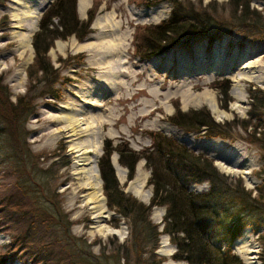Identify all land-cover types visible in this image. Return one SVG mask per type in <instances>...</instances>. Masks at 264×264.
Returning a JSON list of instances; mask_svg holds the SVG:
<instances>
[{"label":"rangeland","instance_id":"rangeland-1","mask_svg":"<svg viewBox=\"0 0 264 264\" xmlns=\"http://www.w3.org/2000/svg\"><path fill=\"white\" fill-rule=\"evenodd\" d=\"M54 1L0 0V264H32L31 254L41 259L50 250L58 264H82L71 254L80 248L88 256L83 243L98 264L97 258L103 257L112 264L117 259L120 264L126 259L128 264L137 263L128 251L129 222L107 208L102 192L97 163L106 141L141 153L151 150L155 134L166 136L205 155L224 177L227 189H237L246 198L249 193L255 206L264 207V154L248 142L250 130L240 126L242 120L264 125V110L250 114L249 96L250 91L264 93V35L230 29L212 43L181 44L144 60L136 55V41L147 28L169 17L170 4L88 0L80 11L76 0L79 20L85 21L89 12L94 17L90 32L81 41L74 36L56 40L48 52L53 73L43 79L38 75L40 83L29 82L28 72L34 71L32 38ZM179 1L191 2L196 9L210 5L209 14L219 22L227 21L231 11L229 0ZM250 8L263 10L264 0H250ZM115 37L118 55L102 62ZM113 72L116 77L110 75ZM199 110H207L231 138H210L205 130L188 132L169 120L177 111ZM50 116L58 121L50 124ZM75 131L79 135H71ZM111 164L123 191L149 204L150 170L145 160L137 163L138 174L135 168L131 180L116 153ZM26 180L33 182L35 196L24 185ZM209 188L203 182L189 191L204 193ZM229 210L231 216L242 212L238 207ZM254 210H246L245 225L230 243L215 228L220 248L229 249L241 264H264V212ZM164 214V207H154L149 216L159 232ZM96 217L102 220L103 232H93ZM18 239L25 242L22 249L28 254L15 250ZM162 241L169 256L159 253ZM175 251L168 235L158 237L154 255L159 264H186L173 259Z\"/></svg>","mask_w":264,"mask_h":264},{"label":"trees","instance_id":"trees-1","mask_svg":"<svg viewBox=\"0 0 264 264\" xmlns=\"http://www.w3.org/2000/svg\"><path fill=\"white\" fill-rule=\"evenodd\" d=\"M157 2L170 4L171 12L167 19L147 28L140 42L136 41V55L144 60L168 53L181 44L188 45L190 42L202 40L212 43L230 29L247 36L248 33L264 35V9L250 8V0H229L228 5L231 9L229 18L222 22L209 14L210 5L196 9L191 2L189 5H184L179 0H157ZM93 18L89 12L85 21L78 19L76 0H55L42 14L38 31L32 38L34 62L30 68H34V71L28 72L29 82L40 83L36 80L52 74L48 52L54 42L66 40L71 36L81 41L90 32ZM226 94L227 90H224L223 95ZM249 96L250 114L264 110V93L257 96L255 92L250 91ZM15 108L17 113V105ZM169 120L188 132L205 130V134L210 138H231L230 131L216 123L207 110L177 111ZM240 126L245 131L250 130L251 139L248 142L255 144L264 154L263 123L256 122L251 125L249 121L242 120ZM155 136L157 140H153L151 150L141 153L132 151L126 146L112 147L110 142L106 141L103 145V154L97 163L107 208L129 222L131 242L128 251L137 258L135 264L160 263V259L155 260L154 253L157 250L158 237L161 235H168L175 246L176 251L173 256L175 261H184L186 264H241L229 249L220 248L218 236L221 234V239L224 238L228 243L237 239L241 228L245 225L243 221H246L244 220L246 210L260 209L264 212V207L255 206L256 199H250L249 193L246 198L237 189L233 191L227 189L224 177L205 155L195 154L166 136L160 134ZM113 153L118 155L119 165L127 170L128 180L133 178L137 163L141 159L145 160L150 170L147 181L151 187L149 204L146 205L123 191L111 164ZM173 161L174 166L171 165ZM27 181H24V185L27 184L26 188L32 196H35L36 191L31 186L33 182ZM203 182L209 183L208 191L204 193L189 191L191 185ZM48 203L44 202V206ZM17 206L19 207V204ZM154 207L165 208L160 232L158 226L152 225L149 220ZM237 207L240 209L239 212L242 211L241 214L237 215L238 217L231 216L228 212L232 210L229 208ZM218 227L219 234L215 230ZM27 242L33 241L27 240ZM24 243L18 239L13 244L17 252L21 248V253L28 254L22 249ZM83 246L88 256L84 255L80 248L76 253L74 250L71 255L79 258L77 260L82 264H98L94 261L95 257L91 255L89 246L86 243H83ZM119 247L123 249L124 245ZM143 255H146V258H142ZM29 258L32 264L59 263L58 256L54 255L52 250L44 254L41 259L37 254H31ZM103 258H97L99 264H112L109 257ZM141 258L142 262L139 263ZM113 264H120V260L117 259ZM122 264H128L127 259L122 261Z\"/></svg>","mask_w":264,"mask_h":264},{"label":"bare ground","instance_id":"bare-ground-1","mask_svg":"<svg viewBox=\"0 0 264 264\" xmlns=\"http://www.w3.org/2000/svg\"><path fill=\"white\" fill-rule=\"evenodd\" d=\"M43 2V1H42ZM47 2V1H46ZM46 2L45 3H41L42 5H44V4H46ZM87 3H88V0H79V8H80V11H83V10H85V8L87 7ZM36 20H37V18H36ZM34 30V28H31L30 27V29H29V31L30 32H32ZM33 33V32H32ZM115 40H118V38L116 39V37H115V39L114 38H112V40H111V46H110V50H109V52L107 51V52H105L103 55H102V57H101V61L102 62H106L107 61V59H109V58H113L114 56H116V55H118V53H119V48H118V46H116V47H114L113 46V42L115 41ZM249 69H252V68H254V66L253 65H248L247 66ZM112 77H116L117 75L113 72V73H111L110 74ZM116 86L117 87H119V84H117L116 83ZM55 121H58V119H56L55 117H53V116H50L49 117V122H50V124H52L53 122H55ZM73 130L72 131H74V128H72ZM71 135H79L78 133H76V131L74 132V133H72ZM70 135V136H71ZM84 160H85V158H83ZM113 165H114V167L116 168V169H118L119 167H118V164L116 163V161H114L113 162ZM136 174H138V168H136ZM100 217H96L94 220H93V223H94V225H92L93 227V232L94 233H100V232H103L104 231V227L101 225V224H99V222H100ZM102 221V220H101ZM156 222L157 223H159L160 222V217H157L156 218ZM166 246V244H165V242L164 241H162L161 242V245H160V249H159V253L160 254H162V255H170V253H167V252H165V250H164V247ZM250 259V258H249ZM164 264H167V263H164Z\"/></svg>","mask_w":264,"mask_h":264}]
</instances>
